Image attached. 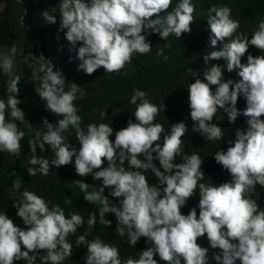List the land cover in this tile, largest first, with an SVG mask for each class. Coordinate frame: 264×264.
I'll return each mask as SVG.
<instances>
[{"label":"clouds","instance_id":"1","mask_svg":"<svg viewBox=\"0 0 264 264\" xmlns=\"http://www.w3.org/2000/svg\"><path fill=\"white\" fill-rule=\"evenodd\" d=\"M59 8L58 31L75 53L69 60L78 59L77 70L89 75L101 67L106 73H126L134 55L152 51L151 34L164 39L157 45V55L168 60L164 50L171 47L169 36L182 39L204 15L199 0H62ZM42 17L46 24L57 23V15L49 10ZM239 29L240 21L232 17L231 7H209L204 31L213 50L204 53L203 59L210 66L202 78L197 71L186 69L195 77L188 84L192 130L206 141L228 146L214 153L224 169H217V175L205 182L202 165L212 154L204 158L200 151L184 152L182 137L189 128L179 121L166 131L161 121L163 102L157 105L145 90L134 88L129 103L136 106L135 120L129 119L127 127L120 129L115 118L112 125L89 123L85 129L74 103L87 94L85 87L66 84L63 71L41 55L40 68L32 72V79L40 81L35 91L46 110L62 118L56 122L44 118L45 130L28 140L31 159L27 171L43 179L35 176H46L50 165H68L75 158V171L81 177H70L65 193L83 194L85 203L98 207L85 219L77 211L66 216L60 204L50 206V201L28 189L21 192L24 181L17 177L13 203L27 227L0 211V264H37L38 257L40 264H63L72 257L68 237L75 233L85 264H158L157 260L167 264H264V207L252 197L257 184L264 187V54L249 53L242 63L250 46L264 53V19L250 37ZM16 54L15 45L0 49V69L10 77V95L6 100L0 98V152L19 159L26 133L17 125L25 121V112L18 107L22 101L21 77L14 69ZM220 59L225 64H210ZM225 69L236 71L241 79L225 80ZM241 96L246 99L244 109L237 107ZM221 111L229 121L219 126L213 121L223 119L217 115ZM106 115L100 111L102 119ZM71 129L79 148L65 135ZM187 137L195 139V133ZM46 145L54 153L50 159L37 155V147L44 152ZM157 160L159 167L154 163ZM148 172L157 183H150ZM109 196L120 198L119 206ZM106 214L116 217L114 231L89 234L94 226L113 225ZM137 246L143 251L136 258Z\"/></svg>","mask_w":264,"mask_h":264},{"label":"trees","instance_id":"2","mask_svg":"<svg viewBox=\"0 0 264 264\" xmlns=\"http://www.w3.org/2000/svg\"><path fill=\"white\" fill-rule=\"evenodd\" d=\"M204 15L195 21L191 28V33H185L182 39L175 36H169L168 43L171 47L164 50L169 56L168 60L157 55V46L164 41L158 34H151L148 39L152 43V51L146 55L136 54L133 56L132 63L126 66L125 70L117 75L115 72L106 73L101 67L93 74H85L83 71L77 70L79 60H69L70 56H74V52L69 51V42L64 37V33L58 31L59 28V12L60 8L51 0H0V49L10 48L13 45L17 48L14 69L21 77L19 82V99L22 101L18 107L25 112V121H17L19 128L26 133L25 138L21 141L22 152L19 159L13 157L7 152H0V211H6L8 216L13 219L14 223L22 228L24 225L22 218L16 213L13 199H17L14 195L13 181L19 177L24 183L20 191L28 189L43 196L50 201V206L60 204L64 208L66 216L77 211L83 215L84 219L88 218V213L96 210L98 206L91 203H85L83 194L68 196L65 193V184L70 177L79 176L74 167L75 158L72 163L56 167L50 165L48 175L37 174L31 176L27 168L30 166L31 149L28 140L36 139V133L43 131L44 118L50 122H56L62 118L54 113L46 110V104L41 100L35 91V87L39 86L40 81L32 79V72L38 70L27 63L34 56L42 54L46 59L50 60L55 69H61L66 77V84L76 82L79 86L85 87L86 95L78 98L74 103L79 108V115L82 117L81 126L86 129L89 123H109L114 121L120 125V129L127 127L129 119L135 120L132 112L135 111V105L129 103L134 88H140L148 93L149 99L161 105H165L162 110L161 121L166 131H170V125L179 121H184L191 134L195 133V139L191 137H182L185 141L183 150L187 154L200 151L212 157L205 159L202 170L205 172L204 181L207 178L217 175V169H224L214 159V153L220 148L227 150L221 141H206L198 133L192 130L193 121L190 118L189 108V92L188 84L195 81L193 73L186 71L191 68L197 71V75L202 78L203 71L210 65H205L203 54L210 52L209 39L205 35L204 27L207 25V10L213 4L227 5L232 9V17L240 21L239 31L245 33L249 37L256 30L261 19H264V0H199ZM197 8L199 10L198 1ZM49 10V14L57 15L56 24H46L43 20L42 13ZM198 13V11H197ZM82 42H78L80 46ZM219 47V45H218ZM251 53L253 56H259L264 53L255 46H250L248 52L242 57V63H246L247 55ZM31 54V55H29ZM210 64H225L223 59L212 60ZM54 69V70H55ZM43 74V73H41ZM10 77L0 69V98L7 99L10 93L7 92V81ZM241 79L236 71L228 72L225 69L224 79ZM216 86H212L213 90ZM237 107L244 109L246 107V99L241 96L238 98ZM106 112V116L102 119L100 111ZM217 115H223V119L213 122L222 126L224 121H229L226 113L218 112ZM187 117V119H185ZM239 118V117H238ZM238 118L236 122H238ZM244 121L243 119H240ZM112 125V124H111ZM113 127V126H112ZM114 128V127H113ZM114 130L118 131L114 128ZM65 135L69 136L72 145L79 148L80 143L76 139L75 130L71 129ZM115 136V134H113ZM163 135L161 140L163 144ZM186 138V139H185ZM46 150L41 152L37 147V155L47 156L49 159L54 156L52 150L46 145ZM209 152V153H208ZM207 153V154H206ZM181 157H177L180 162ZM158 167L159 161L154 162ZM17 175L13 176L11 173ZM69 173V175H68ZM150 183H157V178L151 172L146 173ZM81 177V176H79ZM106 192V190H105ZM109 191L105 193L108 195ZM198 195V194H197ZM196 195V196H197ZM252 197L257 200L261 207H264V187L257 184V189L253 192ZM70 199V200H69ZM114 203L119 206L120 198L109 196ZM72 206V209L68 206ZM97 212V217L98 216ZM106 218L112 221L111 227L106 225L94 226L88 233L91 235H110L116 228V217L114 214H106ZM77 233L68 237L73 244L72 257L66 258L63 264H85V258L82 256V245L77 247L75 244ZM43 250H41L42 252ZM143 250L137 246L135 248L136 258ZM31 254V253H30ZM156 258L158 255L155 256ZM157 260V259H156ZM158 264H167L166 261L157 260ZM239 261H237V264ZM15 264H25L24 261L15 262ZM37 264H40L39 257Z\"/></svg>","mask_w":264,"mask_h":264},{"label":"rangeland","instance_id":"3","mask_svg":"<svg viewBox=\"0 0 264 264\" xmlns=\"http://www.w3.org/2000/svg\"><path fill=\"white\" fill-rule=\"evenodd\" d=\"M52 2H55L58 6L61 4L62 0H51ZM42 54L40 55H37V56H34V58L32 60H28L27 63L30 64L32 67L36 68V69H39L40 68V62L38 60V58L41 56Z\"/></svg>","mask_w":264,"mask_h":264}]
</instances>
